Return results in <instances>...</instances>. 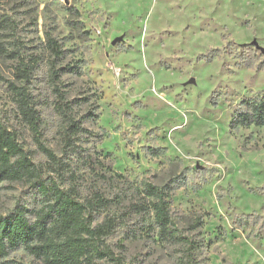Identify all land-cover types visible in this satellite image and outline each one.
<instances>
[{"label":"rangeland","instance_id":"obj_1","mask_svg":"<svg viewBox=\"0 0 264 264\" xmlns=\"http://www.w3.org/2000/svg\"><path fill=\"white\" fill-rule=\"evenodd\" d=\"M254 42L264 0H0V121L45 168L10 87L20 56L40 141L68 164L58 179L105 198L97 222L115 220L108 242L126 264H264V126L230 125L264 94ZM67 115L85 129L69 154ZM146 182L168 194L191 250L159 235ZM32 192L1 182L0 214L32 209ZM0 264L43 263L18 248Z\"/></svg>","mask_w":264,"mask_h":264},{"label":"trees","instance_id":"obj_2","mask_svg":"<svg viewBox=\"0 0 264 264\" xmlns=\"http://www.w3.org/2000/svg\"><path fill=\"white\" fill-rule=\"evenodd\" d=\"M52 44L55 53H60L55 43ZM17 58L16 76L23 84H10V87L18 114L33 133L37 149L46 158V166L43 168L35 163L31 153L18 141L16 132L0 121V183L6 180L26 182L33 190L34 203L32 209L21 206L0 214V257L24 248L43 264H126L108 242L115 220L107 217L97 222L96 216L105 207V198L96 192L91 198L80 199L75 188L64 187L58 179L66 174L68 164L40 141V118L24 84L32 66L22 57ZM230 125L232 128L264 126V94L243 99ZM83 131L79 122L67 115L63 134L65 153L77 151L75 137ZM142 192L150 199L159 235L184 242L191 250L190 239L177 232L168 194L149 182L143 184ZM237 221L239 225L258 223L257 217L251 216H241Z\"/></svg>","mask_w":264,"mask_h":264},{"label":"water","instance_id":"obj_3","mask_svg":"<svg viewBox=\"0 0 264 264\" xmlns=\"http://www.w3.org/2000/svg\"><path fill=\"white\" fill-rule=\"evenodd\" d=\"M254 47L261 52V54L264 56V48L259 46L256 42L253 43Z\"/></svg>","mask_w":264,"mask_h":264}]
</instances>
